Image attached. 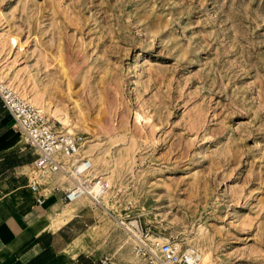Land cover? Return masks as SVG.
<instances>
[{
    "label": "rangeland",
    "instance_id": "374dc122",
    "mask_svg": "<svg viewBox=\"0 0 264 264\" xmlns=\"http://www.w3.org/2000/svg\"><path fill=\"white\" fill-rule=\"evenodd\" d=\"M0 76L95 145L109 187L83 205L112 261L146 264L137 224L264 264V0H0Z\"/></svg>",
    "mask_w": 264,
    "mask_h": 264
},
{
    "label": "crops",
    "instance_id": "0c3cea01",
    "mask_svg": "<svg viewBox=\"0 0 264 264\" xmlns=\"http://www.w3.org/2000/svg\"><path fill=\"white\" fill-rule=\"evenodd\" d=\"M34 157L0 101V264H122L101 251V236L92 237L95 210L63 200L68 188L52 180L45 188L41 178L45 197L36 202L28 186Z\"/></svg>",
    "mask_w": 264,
    "mask_h": 264
},
{
    "label": "built area",
    "instance_id": "2783aa9c",
    "mask_svg": "<svg viewBox=\"0 0 264 264\" xmlns=\"http://www.w3.org/2000/svg\"><path fill=\"white\" fill-rule=\"evenodd\" d=\"M0 101L24 144L33 150L34 172L28 177V186L34 194H38L36 202L41 204L45 197L40 189V179L47 173L61 171L72 182V186L63 191L66 203L86 196L93 206L102 207L100 197L107 191L109 184L103 174L92 176L88 173L92 162L87 156L79 155L85 136L57 132L54 123L38 107L1 80ZM61 156L70 158L67 166L61 164ZM132 227V251L146 264H197L200 259V252L195 247L183 246L167 238L159 241L137 224H132Z\"/></svg>",
    "mask_w": 264,
    "mask_h": 264
},
{
    "label": "bare ground",
    "instance_id": "6f19581e",
    "mask_svg": "<svg viewBox=\"0 0 264 264\" xmlns=\"http://www.w3.org/2000/svg\"><path fill=\"white\" fill-rule=\"evenodd\" d=\"M0 79H1V76H0ZM2 81V80H1ZM10 85V84H9ZM13 87V86H12ZM14 88V87H13ZM15 89V88H14ZM16 92H18L17 90H15ZM19 93V92H18ZM19 95H20V93H19ZM26 95V94H25ZM32 95V94H31ZM21 96V95H20ZM35 96V95H34ZM34 96H29L28 94H27V96H26V98L28 99V101L30 102V103H32L33 105H35L36 107L38 106L39 107V109L45 114H47V115H49V116H54L60 123H62V125L63 124H68V121H67V119H65V117H62L59 113H57V112H53L52 111V109L50 108V106H49V104H51L50 102H49V104H46V102H45V104H42V102H40L36 97H34ZM21 97H23V96H21ZM24 98V97H23ZM25 98V99H26ZM26 99V100H27ZM42 100V99H41ZM56 110V109H55ZM59 111V110H58ZM45 114V115H46ZM46 115V116H47ZM140 115L139 114H137V117H139ZM73 125H74V123H73ZM56 130V129H55ZM67 133H74V129L73 128H69V127H67V131H66ZM94 149H95V145L93 144V143H91V141H84L83 143H82V146H81V148H80V150H79V155L80 156H84L86 153L87 154H89L90 155V153H92L93 151H94ZM61 159L63 160H65V163H61L63 166H67L68 164H69V162H70V158H68V157H65V156H61L60 158H59V160H60V162H61ZM91 159V162H92V168H91V170L88 172V173H90L92 176H95L96 175V169L97 168H95V166H93L94 164H93V159L92 158H90ZM52 173V177H51V180L53 181V182H58L59 184H61V186L62 187H64V188H70L71 186H72V182H71V180L65 175V174H63V172H61V171H56V172H51ZM97 173H99V172H97ZM98 175V174H97ZM102 197V196H101ZM100 197V198H101ZM86 196H82V197H80V198H78V199H76V200H74V201H72V202H68L69 204L70 203H78V202H81L82 204L81 205H83V204H85V202H86ZM89 199V198H88ZM69 214V213H68ZM65 215V214H64ZM64 218V217H63ZM126 243H128V241L126 240ZM125 243V244H126ZM199 251V250H198ZM202 255V254H201ZM200 255V259H199V261L197 262V264H201V262H202V260H203V256H201Z\"/></svg>",
    "mask_w": 264,
    "mask_h": 264
}]
</instances>
